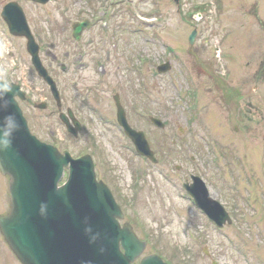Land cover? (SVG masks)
I'll return each mask as SVG.
<instances>
[{
  "label": "rangeland",
  "instance_id": "374dc122",
  "mask_svg": "<svg viewBox=\"0 0 264 264\" xmlns=\"http://www.w3.org/2000/svg\"><path fill=\"white\" fill-rule=\"evenodd\" d=\"M5 1L0 0V10ZM113 1L117 7L112 13L105 8L110 5L106 0L23 4L33 29L43 30L45 45H55L52 53L58 61L51 63V54L43 59L63 92L66 78L79 77L74 68L70 74L60 68L70 23L97 14L104 17L88 31L103 51L107 70L109 92L98 94L113 111L115 90L110 88L118 84L123 89L135 126L158 148L157 165L135 155L111 121L89 117L88 112L86 132L72 139L58 127L52 105L35 108L36 99L49 98V89L35 76L24 42L8 34L1 18L0 61L7 63H0V75L8 68L14 79L33 80L35 86H24L30 94L24 109L40 139H56L74 156L93 155L99 176L113 183L124 212L122 222L132 224L147 241L138 261L155 253L172 264H264V70L258 79L264 68V0H181L180 7L174 0ZM194 29L197 38L191 46L188 37ZM10 51L14 57L8 60ZM167 59L173 69L159 74L156 68ZM86 74L85 91L95 83V77ZM71 93L70 103L83 115L84 92L78 98ZM149 112L163 118L167 129L160 132L146 124ZM194 173L229 211L237 209L239 220L218 229L195 207L182 186ZM229 188L241 199L234 206ZM8 189L0 173V215L9 208ZM0 264H21L1 234Z\"/></svg>",
  "mask_w": 264,
  "mask_h": 264
},
{
  "label": "water",
  "instance_id": "95a60500",
  "mask_svg": "<svg viewBox=\"0 0 264 264\" xmlns=\"http://www.w3.org/2000/svg\"><path fill=\"white\" fill-rule=\"evenodd\" d=\"M13 6L17 5L10 3L3 13L11 30L29 34L23 13L17 7L12 10ZM34 44L30 39L29 48ZM34 63L40 64L37 53ZM6 86L0 82V91ZM18 93L17 87L6 94L0 92V106L6 104L0 109V123L14 113L19 124L18 130L6 127L0 137L11 140L9 148L0 150V169L10 176L11 192V210L0 217V230L12 250L24 264H133L144 243L129 224L119 226L117 218L122 213L107 187L96 181L91 157L70 158L69 153L63 155L31 135L13 98ZM131 132L140 154L155 161L143 135ZM65 166L70 168L69 177L59 186ZM193 179L185 187L197 206L219 227L231 223L229 213L209 196L201 178ZM141 264L165 263L151 255L142 258Z\"/></svg>",
  "mask_w": 264,
  "mask_h": 264
},
{
  "label": "flooded vegetation",
  "instance_id": "af4514ba",
  "mask_svg": "<svg viewBox=\"0 0 264 264\" xmlns=\"http://www.w3.org/2000/svg\"><path fill=\"white\" fill-rule=\"evenodd\" d=\"M51 14L48 13L47 17H50ZM95 23H93L91 25V27L88 30H84L82 33V37L80 40H76L73 38V32H72V25H70V34H69V38L65 41V46H68V48L65 50V58L67 60V63H69L71 65V68L66 70L65 72L67 74H70V70H72V68L74 67V70L79 72V77L78 78H74V79H69L66 78V85H72V89L75 91L74 97H79L80 92L83 91L84 92V101H83V107L87 108L88 110H90V112H93L94 114H97L98 112L103 114L104 110L105 112L108 113H114V115H116V105L114 104V94L112 95V110L110 111L108 110V106L104 107V102H106L103 97L98 94L99 91H101L102 93H104V91L106 89H104L105 86V81L107 79L102 78L103 75L106 74L107 70L106 67L103 64V60H104V56H103V51L101 48L98 47L97 45V41H95V39L93 38H89L88 37V31H91L94 29L95 27ZM103 27H107V23L103 24ZM38 28H40L38 26ZM44 33V32H43ZM35 36L36 38L39 40L40 44H42V50H43V45H44V39L42 38V34L40 32V30L35 31ZM17 38V37H15ZM20 39L24 42V46H25V40H23V38H17ZM107 41V39H103L102 42V47L104 46V43ZM97 45V46H96ZM104 48V47H103ZM44 54H47V50H43ZM13 58L14 57V52H9L7 58ZM8 58V60H9ZM51 59L53 61L57 60V56L51 55ZM108 59H110L108 57ZM107 60V58H106ZM2 63L6 64V60H3ZM31 65V63H30ZM33 69V68H32ZM90 73L92 76L95 77V83L94 85H91L90 89H85L82 87V77L87 75L86 73ZM9 82L13 83L16 82L14 80V77L12 76V78H8L7 79ZM17 81H20L22 85H26L27 83H29L30 85H34L33 80L31 79H27L25 80V78L23 79H17ZM102 87V89H100ZM77 88H79L80 90H78ZM118 90V87L117 89ZM107 91V90H106ZM117 92V91H115ZM67 101L68 99L71 101L73 100V98H71V93L67 90ZM71 98V99H70ZM121 100L123 102V104L125 103L122 96H121ZM66 101V102H67ZM126 104V103H125ZM124 104V106H125ZM55 105V103H54ZM65 113L67 114L66 116L69 118V122L71 124H73L74 127H76V125L73 122V119L69 116V113H72L75 117L78 118V111L75 109V107L71 106L69 103L65 104ZM115 107V108H114ZM127 117L128 120L131 122L132 121V116H129V112L127 110ZM84 127H82V131H83Z\"/></svg>",
  "mask_w": 264,
  "mask_h": 264
},
{
  "label": "clouds",
  "instance_id": "9594fccd",
  "mask_svg": "<svg viewBox=\"0 0 264 264\" xmlns=\"http://www.w3.org/2000/svg\"><path fill=\"white\" fill-rule=\"evenodd\" d=\"M8 91H11V87L10 86H6L5 89L3 91L4 94H6ZM0 99H3V96L0 95ZM6 107V104L0 106V109H3ZM6 127H10L13 130H18L19 128V124L18 121L16 120L15 114L14 113H10L9 115L4 117L3 123H0V137L3 136V130ZM11 146V140L10 139H3L0 138V150H4L7 149Z\"/></svg>",
  "mask_w": 264,
  "mask_h": 264
}]
</instances>
